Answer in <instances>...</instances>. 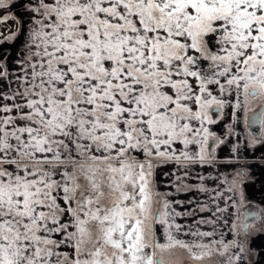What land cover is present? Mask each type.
I'll return each instance as SVG.
<instances>
[{
    "label": "snow or ice",
    "instance_id": "snow-or-ice-1",
    "mask_svg": "<svg viewBox=\"0 0 264 264\" xmlns=\"http://www.w3.org/2000/svg\"><path fill=\"white\" fill-rule=\"evenodd\" d=\"M250 148L264 0H0V264H257Z\"/></svg>",
    "mask_w": 264,
    "mask_h": 264
},
{
    "label": "crops",
    "instance_id": "crops-1",
    "mask_svg": "<svg viewBox=\"0 0 264 264\" xmlns=\"http://www.w3.org/2000/svg\"><path fill=\"white\" fill-rule=\"evenodd\" d=\"M7 47V45H5ZM13 51L12 55H15ZM235 134L239 137L240 142L244 143L245 138L248 135L247 128H245L242 119L241 123L235 128ZM259 148V146H257ZM234 166L230 167L227 172L232 174L241 168L247 170V176L249 177L245 185L246 194L251 201V205L256 208L264 207V151L250 148L248 151L243 152L239 160L234 161ZM191 195V194H190ZM185 197H181L184 199ZM203 200V197H200ZM194 205H187L184 210L193 209ZM203 215V213H201ZM197 219L199 217H196ZM264 224V220L254 228L258 229ZM254 244V251L257 253L253 259L257 261V264H264V259L258 254L262 248H264V234L257 233L250 241V245Z\"/></svg>",
    "mask_w": 264,
    "mask_h": 264
},
{
    "label": "water",
    "instance_id": "water-1",
    "mask_svg": "<svg viewBox=\"0 0 264 264\" xmlns=\"http://www.w3.org/2000/svg\"><path fill=\"white\" fill-rule=\"evenodd\" d=\"M247 131H252L255 135L259 136V127L258 126H252L251 128H247ZM249 210L252 211V212H256L257 215H259V208H256L255 206L253 205H249ZM262 222V219H255L254 220V225H257L258 223H261Z\"/></svg>",
    "mask_w": 264,
    "mask_h": 264
},
{
    "label": "flooded vegetation",
    "instance_id": "flooded-vegetation-1",
    "mask_svg": "<svg viewBox=\"0 0 264 264\" xmlns=\"http://www.w3.org/2000/svg\"><path fill=\"white\" fill-rule=\"evenodd\" d=\"M239 170H240V169H239ZM246 174H247V170H246ZM262 221H263V220H262ZM258 224H259V223H258ZM258 224H257V225H258ZM254 226H256V225H254Z\"/></svg>",
    "mask_w": 264,
    "mask_h": 264
}]
</instances>
